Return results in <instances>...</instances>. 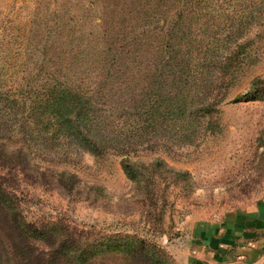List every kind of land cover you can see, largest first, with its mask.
I'll return each instance as SVG.
<instances>
[{"label":"rangeland","instance_id":"374dc122","mask_svg":"<svg viewBox=\"0 0 264 264\" xmlns=\"http://www.w3.org/2000/svg\"><path fill=\"white\" fill-rule=\"evenodd\" d=\"M178 20L203 39L243 35V60L219 87L226 98L214 116L217 131L126 156H66L2 126L0 182L18 200L0 206V264H71L77 255L85 264L98 249L68 237L93 234L137 235L161 248V264H181L180 255L186 264L200 237L196 224L222 222L264 200V99L234 101L264 78V0H0V116L9 104L2 94L22 99L25 79L43 77L41 69L117 63L108 51L157 47ZM125 159L137 164L138 180L126 175ZM158 159L188 174L155 166ZM120 258L103 264H123Z\"/></svg>","mask_w":264,"mask_h":264},{"label":"trees","instance_id":"16d2710c","mask_svg":"<svg viewBox=\"0 0 264 264\" xmlns=\"http://www.w3.org/2000/svg\"><path fill=\"white\" fill-rule=\"evenodd\" d=\"M189 23L178 20L177 28L163 36L157 47L153 42L129 53L108 51L106 57L117 63L41 69L43 77L25 79L22 99L2 94L1 101L9 104L1 107L0 128L21 133L45 148L55 145V153L66 156L71 150L92 154L113 150L126 156L156 144H192L203 133L216 132L219 124L214 116L226 98L220 88L228 85L225 78L243 60V35L203 39L196 30H183ZM256 99H264L262 77L254 78L250 89L234 101ZM136 165L128 159L123 163L126 175L134 181L141 173ZM155 166L188 174L175 171L161 159ZM5 191L0 182V206L17 204V196ZM16 223L23 235L25 225L18 218ZM93 235L84 241L68 237L72 240L68 242L82 243L88 252L98 249L85 264L119 261L120 257L123 264H161V248L137 235ZM71 264H84L83 257L73 256Z\"/></svg>","mask_w":264,"mask_h":264},{"label":"crops","instance_id":"0c3cea01","mask_svg":"<svg viewBox=\"0 0 264 264\" xmlns=\"http://www.w3.org/2000/svg\"><path fill=\"white\" fill-rule=\"evenodd\" d=\"M201 224V223H200ZM196 224L200 234L186 264H260L264 262V200L222 222ZM184 256L181 264H184Z\"/></svg>","mask_w":264,"mask_h":264}]
</instances>
